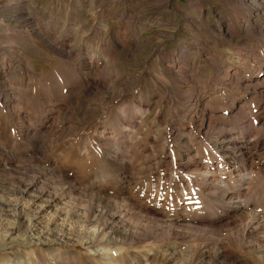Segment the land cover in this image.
Masks as SVG:
<instances>
[{
    "label": "rangeland",
    "instance_id": "1",
    "mask_svg": "<svg viewBox=\"0 0 264 264\" xmlns=\"http://www.w3.org/2000/svg\"><path fill=\"white\" fill-rule=\"evenodd\" d=\"M0 264H264V0H0Z\"/></svg>",
    "mask_w": 264,
    "mask_h": 264
},
{
    "label": "bare ground",
    "instance_id": "2",
    "mask_svg": "<svg viewBox=\"0 0 264 264\" xmlns=\"http://www.w3.org/2000/svg\"><path fill=\"white\" fill-rule=\"evenodd\" d=\"M249 186H250V185H249ZM227 191H229V190H227ZM231 196H232V195H231ZM222 200H223V199H222ZM230 200H231V199H230ZM242 203H243V202H242ZM242 205H243V204H242ZM236 209H237V210H241V209H243V207H242L241 205H239V206L237 205ZM256 221H257V220H256Z\"/></svg>",
    "mask_w": 264,
    "mask_h": 264
}]
</instances>
